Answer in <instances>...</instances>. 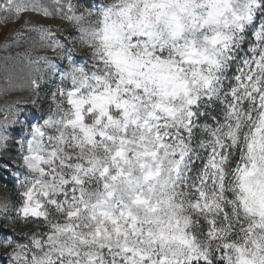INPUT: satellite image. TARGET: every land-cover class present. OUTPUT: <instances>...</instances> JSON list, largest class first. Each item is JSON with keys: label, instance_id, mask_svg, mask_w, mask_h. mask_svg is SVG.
Listing matches in <instances>:
<instances>
[{"label": "clouds", "instance_id": "1", "mask_svg": "<svg viewBox=\"0 0 264 264\" xmlns=\"http://www.w3.org/2000/svg\"><path fill=\"white\" fill-rule=\"evenodd\" d=\"M0 176V264H264V0H0Z\"/></svg>", "mask_w": 264, "mask_h": 264}, {"label": "rangeland", "instance_id": "2", "mask_svg": "<svg viewBox=\"0 0 264 264\" xmlns=\"http://www.w3.org/2000/svg\"><path fill=\"white\" fill-rule=\"evenodd\" d=\"M33 115L35 116V113H33ZM14 132H16V134H19V130H14ZM3 162H7V161H3Z\"/></svg>", "mask_w": 264, "mask_h": 264}, {"label": "trees", "instance_id": "3", "mask_svg": "<svg viewBox=\"0 0 264 264\" xmlns=\"http://www.w3.org/2000/svg\"><path fill=\"white\" fill-rule=\"evenodd\" d=\"M2 179H3V177H2V176H0V180H2ZM7 182H9V183H10L11 181H7Z\"/></svg>", "mask_w": 264, "mask_h": 264}]
</instances>
